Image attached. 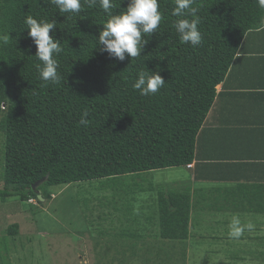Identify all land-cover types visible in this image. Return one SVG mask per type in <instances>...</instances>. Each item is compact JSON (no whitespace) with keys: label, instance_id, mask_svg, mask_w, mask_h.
Segmentation results:
<instances>
[{"label":"trees","instance_id":"obj_1","mask_svg":"<svg viewBox=\"0 0 264 264\" xmlns=\"http://www.w3.org/2000/svg\"><path fill=\"white\" fill-rule=\"evenodd\" d=\"M158 3L164 17L160 26L145 36L141 56L121 62L100 50L97 38L108 16L98 0L92 7L82 3L78 14L60 13L51 0H0V34L10 37L0 43L2 203L16 197L41 204L54 199L51 187L96 180L129 192L133 200L142 192L136 187H142L125 185V176L131 180L192 163L216 87L245 34L263 27L264 5L260 0H195L202 43L193 48L182 44L175 30L180 19L172 15L175 0ZM115 5L111 11L118 14L128 0H115ZM27 15L56 23L49 34L63 46L56 57L59 84L39 78L36 46L24 24ZM141 69L159 71L166 82L155 95L141 96L133 89ZM85 112L86 127L79 123ZM157 205L159 237L185 242L189 191L162 192ZM17 228L7 231L16 235Z\"/></svg>","mask_w":264,"mask_h":264},{"label":"crops","instance_id":"obj_2","mask_svg":"<svg viewBox=\"0 0 264 264\" xmlns=\"http://www.w3.org/2000/svg\"><path fill=\"white\" fill-rule=\"evenodd\" d=\"M177 169L178 175L166 181L152 177L157 171L131 180L127 178L132 176H125V185L140 184L142 188L136 191L142 192L133 200L123 197L115 212L90 224L93 228L115 227L118 234L100 242L88 238L84 251L70 238L59 254L76 260L59 264H94L96 251L114 261L106 264H143V259L153 261L147 264H189L193 244L199 239L220 241L207 236L212 222L223 225L221 234L228 235L227 240L229 220L247 215L253 227L244 231L264 243V221H254L264 217V26L245 34L231 68L216 87L215 100L196 138L192 163ZM169 191L190 194V235L185 242L159 237L158 195ZM237 210L243 214L234 213ZM205 222L209 224L203 230ZM257 258L264 263V253Z\"/></svg>","mask_w":264,"mask_h":264},{"label":"rangeland","instance_id":"obj_3","mask_svg":"<svg viewBox=\"0 0 264 264\" xmlns=\"http://www.w3.org/2000/svg\"><path fill=\"white\" fill-rule=\"evenodd\" d=\"M3 157V141L0 136V189L3 187ZM179 171L177 168L158 170L152 177L166 181L176 177ZM105 182L96 180L51 187L54 199L41 204L35 199L24 202L16 197L9 198L5 203L0 200V264H59V261L71 259L68 255L65 257L63 252L62 257L59 254L60 247H68L70 238L84 251L88 238L100 242L118 234L115 227L90 226L94 221L99 223V218L115 212L119 200L127 197L124 190L113 189ZM104 207H108L107 210ZM245 218H239L241 224L253 222L251 215ZM232 220H229L230 224ZM254 221L263 222L264 217ZM208 224L205 222L201 229L205 230ZM212 224L213 229L207 236L220 241L210 242L201 238L195 244L191 243L195 248L192 246L194 249L189 264H264L257 258L264 253V243L257 240V235L252 236V232L244 231L245 235L237 237L238 241L232 235L226 240L228 235L221 234L223 225L215 222ZM13 225L18 227L16 235L7 231ZM103 256L104 252L96 251V258L91 261L94 264L114 262ZM152 262L144 260L143 264Z\"/></svg>","mask_w":264,"mask_h":264},{"label":"clouds","instance_id":"obj_4","mask_svg":"<svg viewBox=\"0 0 264 264\" xmlns=\"http://www.w3.org/2000/svg\"><path fill=\"white\" fill-rule=\"evenodd\" d=\"M100 7L107 14L108 19L103 23V28L97 38L101 45V51L107 52L110 57H114L123 62L127 57L132 60L141 56L144 46L148 43L145 36L156 32L163 20V13L159 11L158 0H128L127 8L114 14L111 9L115 5V0H98ZM60 13L78 14L82 10V3H87L89 7L94 6L97 0H51ZM195 0H175V7L172 15L180 17L174 25L182 44H189L193 48L202 43V34L198 28L200 18L197 15L198 8L193 7ZM264 5V0H260ZM188 17H191L189 19ZM24 24L28 29V36L36 46L35 57L40 61L37 65L39 78L45 83L59 84L62 76L56 57L63 52V46L55 36H50V31L56 28L55 21L37 19L32 15H27ZM264 26V21L261 22ZM10 37L0 34V43L7 44ZM166 82L157 72L139 70L137 78L132 87L141 96L155 95ZM85 112L79 123L88 125ZM251 229L252 224L243 225L238 217H234L230 224V235L239 237L244 228Z\"/></svg>","mask_w":264,"mask_h":264},{"label":"water","instance_id":"obj_5","mask_svg":"<svg viewBox=\"0 0 264 264\" xmlns=\"http://www.w3.org/2000/svg\"><path fill=\"white\" fill-rule=\"evenodd\" d=\"M39 184H40V183H37L36 185H34V186H33V188H35V187H36V186H38ZM37 197H38V199H39L40 201H42V200H43V199H42V197H41L39 194H38V196H37Z\"/></svg>","mask_w":264,"mask_h":264}]
</instances>
